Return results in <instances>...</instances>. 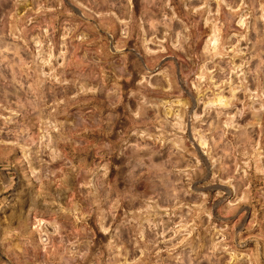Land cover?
<instances>
[{"label": "rangeland", "instance_id": "rangeland-1", "mask_svg": "<svg viewBox=\"0 0 264 264\" xmlns=\"http://www.w3.org/2000/svg\"><path fill=\"white\" fill-rule=\"evenodd\" d=\"M0 264H264V0H0Z\"/></svg>", "mask_w": 264, "mask_h": 264}, {"label": "bare ground", "instance_id": "bare-ground-1", "mask_svg": "<svg viewBox=\"0 0 264 264\" xmlns=\"http://www.w3.org/2000/svg\"><path fill=\"white\" fill-rule=\"evenodd\" d=\"M43 66L40 65V69ZM235 96L234 93H226L224 91H220L218 93L211 94L207 99L206 102L208 107H213L217 111V115L221 116L223 112L228 111L229 105L233 101V97ZM222 122V119L219 118V123Z\"/></svg>", "mask_w": 264, "mask_h": 264}]
</instances>
